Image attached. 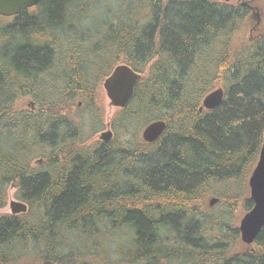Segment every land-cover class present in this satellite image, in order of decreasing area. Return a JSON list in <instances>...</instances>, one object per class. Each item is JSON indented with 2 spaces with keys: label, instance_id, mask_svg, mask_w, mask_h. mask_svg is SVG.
<instances>
[{
  "label": "trees",
  "instance_id": "1",
  "mask_svg": "<svg viewBox=\"0 0 264 264\" xmlns=\"http://www.w3.org/2000/svg\"><path fill=\"white\" fill-rule=\"evenodd\" d=\"M114 1L91 46L84 30L68 37L80 30L71 0L0 15V208L9 185L28 207L0 212V264H264V226L245 249L237 225L264 143V0L255 20L254 0ZM258 18L261 34L241 39ZM63 32L69 84L17 107L28 78L53 64L39 36ZM117 63L141 78L109 119L113 137L91 140ZM215 84L221 102L199 110ZM154 119L166 126L148 143L140 132Z\"/></svg>",
  "mask_w": 264,
  "mask_h": 264
},
{
  "label": "water",
  "instance_id": "2",
  "mask_svg": "<svg viewBox=\"0 0 264 264\" xmlns=\"http://www.w3.org/2000/svg\"><path fill=\"white\" fill-rule=\"evenodd\" d=\"M39 0H0V15L13 16L18 13L21 7L33 6ZM141 78V73L135 71L125 63H119L113 67L111 72L103 80L102 86L109 100V104L122 108L131 100L135 87ZM223 97L221 87H215L205 95L202 106L214 108ZM166 122L163 119H156L144 126L141 137L146 141H154L165 129ZM112 132L107 129L100 133L99 138L108 141ZM248 194L252 200V207L245 211L238 221L240 238L247 247L254 241L260 229L264 225V143L259 151L257 161L248 177ZM217 197L211 196L208 203L213 205ZM10 213H25L27 204L18 199L9 201Z\"/></svg>",
  "mask_w": 264,
  "mask_h": 264
},
{
  "label": "rangeland",
  "instance_id": "3",
  "mask_svg": "<svg viewBox=\"0 0 264 264\" xmlns=\"http://www.w3.org/2000/svg\"><path fill=\"white\" fill-rule=\"evenodd\" d=\"M71 1L73 2V7L70 8L69 10L72 11V15H73L72 18H74V21H73L74 24L77 25L78 28H80V30H77L76 28H72L71 33L72 34L73 33L80 34V31L83 32V30H84V34L92 37V39H89V46H91V44H93L94 41H97V39L100 35V33L99 32L97 33L96 31H98V30L100 31L102 29L101 22L103 20L107 19L106 13L108 15H110L109 14L110 11H112V10L118 11L119 10V4L117 7V4H116L117 2L114 0H93L87 5H82L81 0H75V1L71 0ZM217 1H227V2H233V3L237 2V0H217ZM251 5H252V9H253V10H251V14H252V17L254 20L259 15H260V17L263 16V9H262V1L261 0H254V2L251 3ZM66 11H68V9H66ZM259 23H260L259 18L256 22L254 21V22L247 23L245 25V27L243 28L244 37H240V38L245 39L247 37H252L254 35L261 34L260 26L258 25ZM88 29H89V31H92V32H87ZM57 35L60 38L59 42L65 41L66 35L64 32L62 34L57 33ZM90 41H93V42H90ZM83 43L86 45L85 42H83ZM94 60L96 61V56L89 54V57H86L85 62L88 63V61H89L92 64V62L94 63ZM53 63H54V59H53ZM91 67H93V69L97 68V70L99 68L98 65L95 67L93 64ZM97 70H96V72H97ZM68 81H69L68 79H65L64 82L61 84V86L67 85L69 83ZM38 84L40 87H37V88H41L42 85H44L42 87V90H44L46 87L49 86V84L45 85L44 81H41V84H40V82H38ZM215 87H218V85L215 84L214 88ZM60 93H61V90H60V92H58V91L55 92L56 95H60ZM103 94H104V124H103V126H101V125L99 126L98 124L94 125V127L97 128V130L94 133V135L91 137V140L99 139L98 135H99L100 131L105 128V126H104L105 121H107V119H110L111 116L114 115L119 109V108L114 107V106L109 104V100H108L107 96L105 95L104 90H103ZM27 102H28V99H23V100L19 99L18 102L16 103V105H17V107L24 109V107L28 106ZM35 161L36 160L34 159L33 162H35ZM14 193H15V187L12 185H9L7 188V202H6V205L4 207L0 208V212H2V213H9L10 212V209L8 206V201L11 199H17L15 197ZM210 197L211 196L207 197V202L209 201ZM213 206H215V205H213ZM244 212L239 213V215L237 216V225H238V221H239L240 217L242 216V214Z\"/></svg>",
  "mask_w": 264,
  "mask_h": 264
},
{
  "label": "flooded vegetation",
  "instance_id": "4",
  "mask_svg": "<svg viewBox=\"0 0 264 264\" xmlns=\"http://www.w3.org/2000/svg\"><path fill=\"white\" fill-rule=\"evenodd\" d=\"M24 7L32 9L34 6H30V7L24 6ZM3 17L10 18L12 16H3ZM70 36H73L71 32L68 33V37ZM39 39L40 41H48L52 43V45L50 46L51 54H50L49 63L50 64L53 63V59H54V63L48 66L49 68L48 72L47 70L45 72H41L40 70L37 73H36V70L33 71L36 74L34 76H31V78H28L29 82L24 83L25 87L27 85V87L29 88L27 89L25 88L24 89L25 91H22V95L20 99L22 100L28 99V102H27L28 106L24 107V109H29L31 111L34 109L36 105V100L38 98V89H37L39 85L38 82L44 81L45 85L49 84L50 86L51 85L58 86V85H61L65 79L70 80L72 79L71 76H73V71H72L73 69H70V66L72 63L70 62L71 60H69V59H74V52L72 50L73 48L70 47L69 45L59 42L60 38L57 35V33L56 34L55 33L54 34H47V33L41 34L39 36ZM60 45L62 46L59 47ZM33 72L31 73V75L33 74ZM33 80L35 81V85L32 82ZM57 91L60 92V90H57Z\"/></svg>",
  "mask_w": 264,
  "mask_h": 264
},
{
  "label": "bare ground",
  "instance_id": "5",
  "mask_svg": "<svg viewBox=\"0 0 264 264\" xmlns=\"http://www.w3.org/2000/svg\"><path fill=\"white\" fill-rule=\"evenodd\" d=\"M39 1H40V0H39ZM39 1H38V2H39ZM38 2H37V3H38ZM37 3H36V4H37ZM36 4H34L33 6H35ZM117 64H119V63H117ZM117 64H116V65H117ZM113 67H114V66H113ZM112 69H113V68H112ZM112 69H111V70H112ZM110 72H111V71H110ZM110 72H109V73H110ZM109 73H108V74H109ZM108 74H107V75H108ZM107 75H106V76H107ZM106 76H105V77H106ZM105 77H104V79H105ZM104 79H103V80H104ZM102 83H103V81H102ZM219 87H221V86H219ZM135 88H136V87H135ZM221 88H222V87H221ZM211 90H212V89H211ZM211 90H210V91H211ZM222 90H223V89H222ZM134 91H135V90H134ZM210 91H209V92H210ZM209 92H207V93H209ZM207 93H206V94H207ZM54 94H55V93H54ZM206 94H205V95H206ZM205 95L203 96V98L205 97ZM203 98H202V100H201V102H200L201 105H200V107H199V110H210V109H212V108H206V107L202 106ZM222 98H223V97H222ZM78 105L80 106L81 103L79 102ZM216 106H217V105H216ZM154 120H156V119H154ZM152 121H153V120H152ZM150 122H151V121H150ZM148 123H149V122H148ZM148 123H147V124H148ZM104 126H105V128L102 129V130L100 131V133L103 132V131H105V130H107V129H110L111 132H112V135H113V131H112V128H111V126H110L109 119H107V121H105V125H104ZM143 128H144V127H143ZM143 128H142V129H143ZM141 131H142V130H141ZM163 131H164V130H163ZM100 133H99V135H100ZM162 133H163V132H162ZM140 136H141V132H140ZM112 137H113V136H112ZM112 137H111V138H112ZM111 138H110V139H111ZM141 138H142V137H141ZM110 139H109V140H110ZM142 139H143V138H142ZM99 140L104 141V140H102V139H100V138H99ZM143 140H144V139H143ZM155 140H156V139H155ZM144 141H145V142H148V143L153 142V141L149 142V141H146V140H144ZM41 161H42L41 157H38V158H36V161H35V162H36V164H40ZM217 200H218V199H217ZM9 201H10V200H9ZM9 201H8V206H9ZM6 202H7V200H6ZM216 202H217V201H216ZM216 202H215V203H216ZM215 203H214L213 205H215ZM208 204H209V203H208ZM5 205H6V204H5ZM5 205H4V206H5ZM213 205H209V206L212 207ZM263 226H264V225H263ZM257 235H258V234H257ZM254 240H255V239H254ZM240 241H241V243H242V245H243V247H244L245 249H249V248L251 247L252 243H253V242H252V243L247 247V245H246L245 243L242 242L241 238H240Z\"/></svg>",
  "mask_w": 264,
  "mask_h": 264
}]
</instances>
